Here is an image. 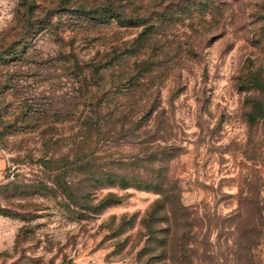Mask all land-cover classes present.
Returning <instances> with one entry per match:
<instances>
[{
  "label": "rangeland",
  "instance_id": "1",
  "mask_svg": "<svg viewBox=\"0 0 264 264\" xmlns=\"http://www.w3.org/2000/svg\"><path fill=\"white\" fill-rule=\"evenodd\" d=\"M20 41L0 62V184L21 186L0 191L20 213L0 214V264H264V111L252 118L256 101L264 110V0H0V49ZM112 55L89 96L73 56ZM144 67L116 92L114 73ZM115 101L135 115L85 131ZM82 145L99 170L155 179L164 167L180 203L148 213L154 190L91 187L122 202L79 212L40 158L73 160Z\"/></svg>",
  "mask_w": 264,
  "mask_h": 264
},
{
  "label": "trees",
  "instance_id": "2",
  "mask_svg": "<svg viewBox=\"0 0 264 264\" xmlns=\"http://www.w3.org/2000/svg\"><path fill=\"white\" fill-rule=\"evenodd\" d=\"M81 8L86 11V8L83 5ZM90 12L97 13L98 11L90 10ZM112 13H116L114 16H117L118 14V17L123 20L120 14L115 12V10L112 9L110 14ZM110 14L106 15L104 20H107ZM125 19L123 21H133L132 18ZM21 42L22 41L14 42L6 48L0 49V62H5L10 57H20V50L17 48L16 44ZM117 61L119 60L116 58V56L112 55L103 61L81 63L75 56H73L72 63L75 66L78 75L82 76L81 82L85 86L86 94H89V96L93 95V97L97 98L95 92L92 90V87L89 86L100 85L102 81L101 75H103V70L114 67L118 63ZM144 64L145 62L142 64L140 63L139 66H144ZM140 69H144V71L146 70L145 67L139 68V71L136 70L137 73L131 75H126L120 71L118 72V75L114 73V76L118 79L116 84V88H118V90H116V92L135 88L133 85H135V83H139L140 78L142 75H144ZM92 78H94L93 81H91ZM88 105L91 108L94 107V110H96L97 108H100V101H95L94 99L90 98ZM136 107V104H125L115 101L107 106V114L110 118H107L105 115H100V117H92L91 115H88L83 119L82 125L85 131H95L97 134L103 135L105 131H107L103 129L104 125L109 124L108 127L110 126L112 130L113 128H116L115 120L113 118L114 116H118V119L123 122L124 125L129 116L135 115ZM255 107L257 112H253V119H257L259 116H262L264 111L260 101L255 102ZM85 135L86 136H84L83 142L84 144H87L86 142L88 138L91 137H89V134L87 133H85ZM77 150L78 152L75 159L73 160H69V157L66 155L62 154L57 156L56 153H52L50 156H41L42 158H40V161L46 168L54 173L52 181L69 199V206L73 204L79 212H100L111 205L122 202L121 195L114 191L108 192L98 201H95V197L92 196L93 190L91 187L97 189L104 186H119L121 188L134 187L143 190H154L160 194V198L156 200V203L152 205V207L148 210V213H153L158 209H167L169 203H172V205L174 203H180V186L178 182L167 178L166 174L164 173V167L159 168V176L155 179L143 178L135 174L111 169L99 170L96 168L95 162H93L95 150L89 151L86 145L80 146ZM74 171H80L83 173L85 176L82 180L83 182H74L71 178H67L71 177V174ZM20 187L21 186L15 181L10 180L0 184V191L3 192L6 197L16 196L19 193ZM0 214L14 217L20 215L19 212L11 211L8 209V207L2 206L1 201Z\"/></svg>",
  "mask_w": 264,
  "mask_h": 264
}]
</instances>
